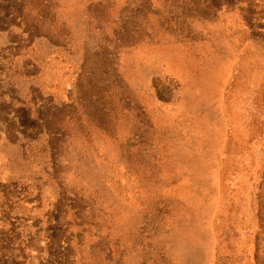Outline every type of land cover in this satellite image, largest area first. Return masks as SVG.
I'll use <instances>...</instances> for the list:
<instances>
[{
  "label": "rangeland",
  "instance_id": "374dc122",
  "mask_svg": "<svg viewBox=\"0 0 264 264\" xmlns=\"http://www.w3.org/2000/svg\"><path fill=\"white\" fill-rule=\"evenodd\" d=\"M0 264H264V0H0Z\"/></svg>",
  "mask_w": 264,
  "mask_h": 264
}]
</instances>
